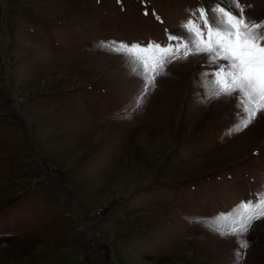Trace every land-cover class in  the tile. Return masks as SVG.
Segmentation results:
<instances>
[{
    "label": "rangeland",
    "instance_id": "374dc122",
    "mask_svg": "<svg viewBox=\"0 0 264 264\" xmlns=\"http://www.w3.org/2000/svg\"><path fill=\"white\" fill-rule=\"evenodd\" d=\"M205 2L0 0V264H264V218L247 249L189 222L264 187V113L226 135L243 110L210 95L227 61H171L121 119L142 82L99 46H175ZM239 2L264 18V0Z\"/></svg>",
    "mask_w": 264,
    "mask_h": 264
},
{
    "label": "snow or ice",
    "instance_id": "6c2138e0",
    "mask_svg": "<svg viewBox=\"0 0 264 264\" xmlns=\"http://www.w3.org/2000/svg\"><path fill=\"white\" fill-rule=\"evenodd\" d=\"M232 5L227 0L198 3L197 8L192 10L196 19L182 22V27L190 35L169 36V40L179 41L175 46L171 43L162 46L154 41L146 45L101 41L100 47L124 55L130 70L142 82V88L134 94L130 109L126 108L124 113L118 114V118H127L129 111L143 104L144 96L156 87V79L165 73L168 63L200 53L208 54L212 61H227L212 73L214 78L210 95L232 96L235 93L236 105L243 110L237 124L226 135L243 131L258 113H264V18L253 20L245 15V7L250 8L251 5H241L239 0H232ZM253 197L241 201L228 213H218L215 217H193L189 222L200 224L221 237L234 236L240 248L247 249L249 241L242 237L252 227L254 220L264 218V187ZM235 255L236 264H240L242 253L237 251Z\"/></svg>",
    "mask_w": 264,
    "mask_h": 264
},
{
    "label": "water",
    "instance_id": "95a60500",
    "mask_svg": "<svg viewBox=\"0 0 264 264\" xmlns=\"http://www.w3.org/2000/svg\"><path fill=\"white\" fill-rule=\"evenodd\" d=\"M7 34H5L2 42H3V46H2V56H3V59H4V63H5V70H6V76L8 78V82L10 83V76H9V61H8V53H7V49H8V45H7ZM31 140V138H30ZM99 244H105V245H108L107 243H103L102 241L99 242ZM109 249L110 251L112 252V248L109 246ZM116 264H118L116 261H115Z\"/></svg>",
    "mask_w": 264,
    "mask_h": 264
},
{
    "label": "bare ground",
    "instance_id": "6f19581e",
    "mask_svg": "<svg viewBox=\"0 0 264 264\" xmlns=\"http://www.w3.org/2000/svg\"><path fill=\"white\" fill-rule=\"evenodd\" d=\"M13 98L15 99L14 95H13ZM113 258H114V256H113ZM114 261H115V259H114ZM115 264H116V263H115Z\"/></svg>",
    "mask_w": 264,
    "mask_h": 264
}]
</instances>
